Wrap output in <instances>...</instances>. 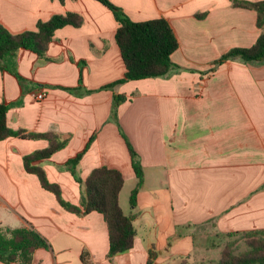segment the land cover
<instances>
[{"label": "crops", "instance_id": "obj_1", "mask_svg": "<svg viewBox=\"0 0 264 264\" xmlns=\"http://www.w3.org/2000/svg\"><path fill=\"white\" fill-rule=\"evenodd\" d=\"M111 1L134 21L169 20L179 41L172 54L178 70L102 88L126 72L113 11L98 0H0V23L12 33L35 30L55 14L83 18L80 26L56 30L48 59L18 51L23 82L0 69V103L13 104L7 113L11 128L55 132L67 140L35 163L74 204L83 187L64 166L93 138L78 174L86 180L102 166L122 172L119 201L134 216V246L109 258L103 214L66 210L26 171L24 156L49 146L43 138L0 140V226L30 227L47 239L51 246L37 249L32 264H84L83 251L93 264H151L150 249L156 253L152 264H220L218 236L264 231V61L235 58L210 69L231 48L255 43L258 14L235 0ZM41 90L47 95L38 100ZM115 94L127 98L116 113ZM128 142L144 170L135 206L130 196L138 178ZM202 226L211 231L202 234L204 242ZM213 249H219L215 263Z\"/></svg>", "mask_w": 264, "mask_h": 264}, {"label": "trees", "instance_id": "obj_2", "mask_svg": "<svg viewBox=\"0 0 264 264\" xmlns=\"http://www.w3.org/2000/svg\"><path fill=\"white\" fill-rule=\"evenodd\" d=\"M65 2V0H60ZM115 14L119 22L116 31V41L121 49L123 61L126 66L124 77L103 86L113 88L115 85L149 77L169 76L179 66L172 61V54L179 48V41L169 20L165 17L153 18L144 21H134L128 14L111 0H98ZM235 6L253 9L258 14L257 24L261 33L255 43L250 47H234L213 62L215 70L220 64L229 60L240 58L246 63L264 61V0L250 2L235 0ZM83 18L78 13L55 14L49 20L39 21L37 29L12 33L0 23V69L13 73L19 81L25 78L17 69V53L20 49H27L37 53L41 58L46 56L50 43L57 29L66 26H80ZM80 85L82 81L80 80ZM81 86L70 89H79ZM122 94L114 95V112L126 100ZM13 104L0 103V140L18 136L27 139H47L49 146L24 156V166L27 172L35 173L44 188L52 191L61 206L78 215H85L92 211L103 214L109 232V252L111 258L117 254L125 253L134 246L136 230L133 224V215H127L120 205V193L125 178L121 171L105 166L92 170L86 180L78 174V164L89 148L91 140L84 150L65 163L75 179L82 185L83 191L79 204L67 201L62 195L59 184L50 182L45 169L36 164V161L50 158L55 152L64 148L67 140L55 132H27L25 129L15 130L8 125L7 113ZM131 152L132 165L138 178L136 187L132 190L130 203L136 205L137 193L144 182V170L139 155L128 142ZM245 235L249 247L245 252L236 255L231 245L223 248L220 264H264V231L227 233L223 236ZM50 243L39 232L30 227L3 228L0 226V261L5 264H32L34 254L41 247H50ZM156 253L149 250V263H153ZM81 259L84 264H93L88 251H83ZM182 264H193L187 259Z\"/></svg>", "mask_w": 264, "mask_h": 264}, {"label": "rangeland", "instance_id": "obj_3", "mask_svg": "<svg viewBox=\"0 0 264 264\" xmlns=\"http://www.w3.org/2000/svg\"><path fill=\"white\" fill-rule=\"evenodd\" d=\"M131 185L128 184L125 188V193H130V190H131ZM199 234H200V238L199 240L201 242H204L205 241V237H203L202 234H205V231H208L209 233L211 232L210 231V227H207V226H202L199 228ZM245 235H240V234H237V235H232V236H218L219 237V242H220V245L222 246V249H220V254L222 255V252H223V248L226 244H229L231 245V249L233 250V253L236 254V255H239L243 252H245L246 250L249 249V247L247 246L246 244V238H244ZM217 253H219V249H213L212 250V263H215V260L218 259L217 257Z\"/></svg>", "mask_w": 264, "mask_h": 264}, {"label": "built area", "instance_id": "obj_4", "mask_svg": "<svg viewBox=\"0 0 264 264\" xmlns=\"http://www.w3.org/2000/svg\"><path fill=\"white\" fill-rule=\"evenodd\" d=\"M46 95H47L46 90H41V91H39V92L37 93L36 98H37L38 100H43V99L46 97Z\"/></svg>", "mask_w": 264, "mask_h": 264}]
</instances>
